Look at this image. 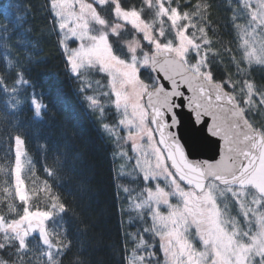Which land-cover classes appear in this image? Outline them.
<instances>
[{"label": "snow or ice", "instance_id": "snow-or-ice-1", "mask_svg": "<svg viewBox=\"0 0 264 264\" xmlns=\"http://www.w3.org/2000/svg\"><path fill=\"white\" fill-rule=\"evenodd\" d=\"M5 3L0 40L15 36ZM44 8L38 28L31 9L15 17L27 37H16L25 47L15 63L0 56V264H111L113 255L119 264H264V0H44ZM49 42L111 147L115 241L100 226L109 214L103 185L94 172L75 175L66 130L35 138L49 106L32 74ZM185 121L210 155L193 154L180 135ZM65 184L75 186L71 197Z\"/></svg>", "mask_w": 264, "mask_h": 264}, {"label": "trees", "instance_id": "trees-1", "mask_svg": "<svg viewBox=\"0 0 264 264\" xmlns=\"http://www.w3.org/2000/svg\"><path fill=\"white\" fill-rule=\"evenodd\" d=\"M129 4L138 5L139 0H129ZM5 7L9 13L7 20L12 21L13 28H15V36L0 40V56H6L15 63L17 50H22L25 47L24 44L17 43L16 37L27 38L22 35V29L16 28L15 17L24 13L25 10L31 9L29 15L32 17V25L38 28L44 25L48 16L44 8V0H20L19 8L8 4L6 0ZM149 18H151V15ZM213 19H218V14L215 12L213 13ZM124 35L126 34H122V38ZM27 47L31 51V46L28 45ZM41 47L46 61L36 68L32 75L36 91L48 104L49 110L45 113L43 122H34L35 138L45 139L49 137L52 131L59 134L61 131L66 130L61 142L67 141L75 157V175L78 178L88 179L89 174L94 172L97 182L103 185L104 194L109 205V214L100 226L105 232V238L115 241L118 238L121 218L118 211L114 210L115 201L111 195V165L109 158L111 147L109 141L100 132L94 114L87 111L81 102L79 93L76 91L77 85L74 79L65 72L64 61L58 55L54 43L42 44ZM221 55H223L222 49ZM20 114L24 115L23 110ZM24 118L29 119L27 114ZM76 146L83 147L85 151L79 153ZM5 147L6 145L0 143V153H3ZM33 159L36 161L37 170L39 171L42 165L39 154L34 152ZM0 180H2V174H0ZM60 190L71 197L74 194L75 186L69 188L67 184L61 185ZM71 203L72 201L69 199V204ZM58 227L59 222L57 221L55 228ZM77 227L75 222L69 221V228L73 235H75ZM110 261L111 264H119L114 255L110 257Z\"/></svg>", "mask_w": 264, "mask_h": 264}, {"label": "water", "instance_id": "water-1", "mask_svg": "<svg viewBox=\"0 0 264 264\" xmlns=\"http://www.w3.org/2000/svg\"><path fill=\"white\" fill-rule=\"evenodd\" d=\"M180 135L184 138V141L187 143L193 154L199 155L201 158L211 154V150L206 148L201 134L194 131L187 121H185L180 128ZM163 147L164 146L161 145V148ZM169 155L170 158H172L171 153ZM175 159H178L181 164L184 163V158L180 154L179 150H177L175 154Z\"/></svg>", "mask_w": 264, "mask_h": 264}, {"label": "rangeland", "instance_id": "rangeland-1", "mask_svg": "<svg viewBox=\"0 0 264 264\" xmlns=\"http://www.w3.org/2000/svg\"><path fill=\"white\" fill-rule=\"evenodd\" d=\"M84 75H85V77L88 76L87 70L85 71ZM93 75H95V76H97V78H99L98 74H93ZM160 163H161V165L163 164L162 158L160 159ZM132 187H133L132 185H129L130 190L132 189ZM221 203H222V206H224L223 207V211H224L223 220L224 221H230L232 218V211L230 210V208H231L230 201H228L226 199H222ZM190 238L195 239V234L194 233L190 234Z\"/></svg>", "mask_w": 264, "mask_h": 264}]
</instances>
